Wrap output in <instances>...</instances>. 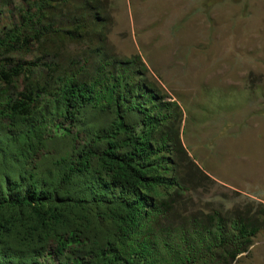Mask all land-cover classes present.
Listing matches in <instances>:
<instances>
[{
  "label": "trees",
  "instance_id": "trees-1",
  "mask_svg": "<svg viewBox=\"0 0 264 264\" xmlns=\"http://www.w3.org/2000/svg\"><path fill=\"white\" fill-rule=\"evenodd\" d=\"M110 26L109 0H0V264H235L264 205L197 203L183 111Z\"/></svg>",
  "mask_w": 264,
  "mask_h": 264
},
{
  "label": "rangeland",
  "instance_id": "rangeland-1",
  "mask_svg": "<svg viewBox=\"0 0 264 264\" xmlns=\"http://www.w3.org/2000/svg\"><path fill=\"white\" fill-rule=\"evenodd\" d=\"M109 2L107 50L141 57L183 111L184 147L216 182L198 185L197 203L264 205V0ZM235 264H264V229Z\"/></svg>",
  "mask_w": 264,
  "mask_h": 264
},
{
  "label": "crops",
  "instance_id": "crops-1",
  "mask_svg": "<svg viewBox=\"0 0 264 264\" xmlns=\"http://www.w3.org/2000/svg\"><path fill=\"white\" fill-rule=\"evenodd\" d=\"M209 174V173H208ZM210 175V174H209ZM211 176V175H210ZM212 177V176H211ZM213 178V177H212Z\"/></svg>",
  "mask_w": 264,
  "mask_h": 264
}]
</instances>
